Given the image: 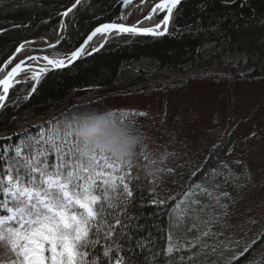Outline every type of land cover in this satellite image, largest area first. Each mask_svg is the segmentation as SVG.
Returning a JSON list of instances; mask_svg holds the SVG:
<instances>
[{
  "label": "snow or ice",
  "instance_id": "1",
  "mask_svg": "<svg viewBox=\"0 0 264 264\" xmlns=\"http://www.w3.org/2000/svg\"><path fill=\"white\" fill-rule=\"evenodd\" d=\"M216 2L202 0L195 8L203 17ZM83 3L75 0L58 15L70 17ZM114 3L121 5L119 19H126L123 13L133 0ZM149 3L150 11L142 19L130 25L100 23L78 47L62 48L69 41L65 35H59L54 43L47 37L18 41L14 51L0 61V115L6 117L7 109L19 108L21 100L30 101L46 74L68 69L78 60L100 53L117 36L159 38L182 35L185 30L188 35L215 32L226 36L229 28L240 30L243 9L247 7V0H219L225 8L238 4L240 14L213 15L207 28L203 27V19L179 28L175 21L182 17L187 0H141L142 6ZM145 22L149 26H143ZM21 27L29 25L0 27V35ZM194 27L196 32L192 31ZM67 28L61 19L60 32ZM41 43L45 47H34ZM252 59L249 53L241 52L228 57L225 64L238 68ZM199 75L223 79L227 74L205 71ZM231 78H264V60L257 67L232 73ZM28 83L31 87L26 95L10 99V90ZM105 113V119L113 124L134 129L137 119L148 115L144 110L121 107ZM64 119L52 117L34 124L31 127L35 132L18 124L12 133L0 136V264H202L205 257L217 254V264H264V249L259 247L264 244V232L242 245L235 236L244 231L245 222H230L234 207L243 199L241 193L252 180L246 162L218 160L216 168L205 172L206 159L203 167L197 166L190 173L192 177L203 173V179L182 186L179 198L161 196L157 191L164 176L175 175V169H153L147 173L152 176V187L138 204L131 187L140 180L132 172L134 160L117 159L102 151L85 152L80 138L62 123ZM140 137L135 158H142L143 167L148 169L156 161L149 160L146 138ZM213 149L209 158L222 150L221 144L213 145ZM234 151L235 146L228 149V154ZM167 156L175 157L176 153L165 152L160 158L162 164ZM149 207L155 210L144 212ZM141 219L150 223L140 224ZM247 223L255 226L257 221L249 219ZM229 232L233 235H227Z\"/></svg>",
  "mask_w": 264,
  "mask_h": 264
},
{
  "label": "trees",
  "instance_id": "2",
  "mask_svg": "<svg viewBox=\"0 0 264 264\" xmlns=\"http://www.w3.org/2000/svg\"><path fill=\"white\" fill-rule=\"evenodd\" d=\"M73 1L47 0L53 10L43 19L37 0H0V27L29 25L0 35V61L11 54L22 38L46 34L49 39H54L63 18L58 13L66 10ZM200 2L202 0H187L182 6V17L175 21L177 27L184 28L186 23L203 19V27L207 28L213 15L240 14L238 4L225 8L217 0L202 17L195 8ZM120 6L114 0H91V3L84 0L70 17H64L68 25L65 36L69 41L62 48L77 47L94 27L117 19ZM150 6L151 3L142 6L141 0H137L129 20L144 15ZM32 16L33 20L30 19ZM243 16L240 30L229 28L226 36H218L215 32L188 35L187 30L182 35L159 38L117 36L100 53L78 60L68 69L46 74L42 87L30 101L21 100L19 108L7 109L6 117L0 115V136L12 133L18 124L35 132L32 125L52 117L65 118L88 110L105 112L110 109L104 107L108 100L134 101L137 110L148 113L137 119L135 131L146 138L149 160L156 161L154 165L149 164L150 169H145L142 158L134 159L132 172L139 175L140 180L131 187L137 203L148 196V189L152 187V176L147 174L148 171L163 167L175 169V175L164 176L157 191L161 196L179 198L184 190L182 186L203 179V173L195 177L190 173L196 171L197 166L203 167L206 159L205 172L216 168L218 160H243L251 170L252 180L241 193L243 199L234 207L235 215L230 222H245L244 231L236 230L239 234L235 236L245 245L257 238V233L264 232V78L240 80L232 79L231 74L257 67L259 61L264 60V0H247ZM244 24L249 27L243 28ZM192 31L196 32V28ZM218 50L222 51L213 55ZM51 52L49 50V54ZM241 52L249 53L253 59L246 65L241 63L238 68L225 64L228 57L234 58ZM205 71L227 75L223 79L199 75ZM30 87L31 83L18 85L10 90V99L26 95ZM193 98L198 101L193 102ZM153 100L159 101L161 108L155 115L148 109V101ZM199 102L206 105L195 116ZM142 103L144 107H141ZM114 105L116 108L118 103ZM12 116L17 119L12 120ZM252 133H255L254 138ZM215 144H221L222 150L209 158ZM233 146L235 151L229 155L228 149ZM165 152H175L176 156H167L162 164L160 158ZM217 179L222 180V177ZM154 210L149 207L144 212ZM161 219L167 220V217ZM249 219L257 221L255 226L247 223ZM146 222L150 223L144 219L139 221L140 224ZM140 235H146V232ZM227 235L232 236L233 232ZM259 247L264 249V244ZM218 258V254L208 255L202 264H217Z\"/></svg>",
  "mask_w": 264,
  "mask_h": 264
},
{
  "label": "clouds",
  "instance_id": "3",
  "mask_svg": "<svg viewBox=\"0 0 264 264\" xmlns=\"http://www.w3.org/2000/svg\"><path fill=\"white\" fill-rule=\"evenodd\" d=\"M105 115L96 110L75 112L62 123L80 138L85 152L102 151L117 159L134 160L140 135L132 126L113 124Z\"/></svg>",
  "mask_w": 264,
  "mask_h": 264
},
{
  "label": "rangeland",
  "instance_id": "4",
  "mask_svg": "<svg viewBox=\"0 0 264 264\" xmlns=\"http://www.w3.org/2000/svg\"><path fill=\"white\" fill-rule=\"evenodd\" d=\"M22 2V1H21ZM37 2L39 3L38 7L40 8V14L41 16H43V19L45 17L48 16V13L50 11L53 10V7L50 6L47 2V0H37ZM12 6H15L16 4H11ZM27 8H30V12H32V9H31V6H27ZM129 8V7H128ZM127 8L126 11H124L123 15L125 17L128 16V14L130 13V10ZM31 20H33V16L30 18ZM134 20V19H132ZM135 21V20H134ZM190 101L192 100V98L189 99ZM194 101H198V98H193V102ZM118 103L119 107L121 108H136L137 106V103L134 102V101H128V100H125V101H118V100H108L107 103L104 105V107H115L114 106V103ZM148 104H149V107L148 109L150 110L149 112L152 113V114H158L159 112H161V108H160V105H159V101H148ZM198 106V108L195 109V116L197 113H199L201 111V109L206 105L205 102H199L196 104ZM141 107H144L143 103L141 104ZM194 116V117H195ZM264 151V150H263Z\"/></svg>",
  "mask_w": 264,
  "mask_h": 264
},
{
  "label": "bare ground",
  "instance_id": "5",
  "mask_svg": "<svg viewBox=\"0 0 264 264\" xmlns=\"http://www.w3.org/2000/svg\"><path fill=\"white\" fill-rule=\"evenodd\" d=\"M143 26H149V22H145V24Z\"/></svg>",
  "mask_w": 264,
  "mask_h": 264
},
{
  "label": "water",
  "instance_id": "6",
  "mask_svg": "<svg viewBox=\"0 0 264 264\" xmlns=\"http://www.w3.org/2000/svg\"><path fill=\"white\" fill-rule=\"evenodd\" d=\"M104 23H107V22H104ZM118 23H122V22H118ZM97 26H98V25H97ZM85 38H86V37H85ZM56 39H57V38H56ZM56 39H55V40H56ZM55 40L53 41V43L55 42ZM82 42H83V41H82ZM82 42H81V43H82ZM78 46H79V45H78ZM78 46H77V47H78Z\"/></svg>",
  "mask_w": 264,
  "mask_h": 264
}]
</instances>
